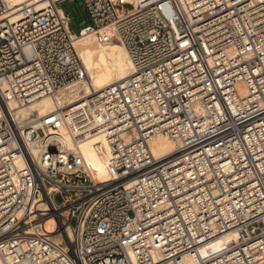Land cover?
Segmentation results:
<instances>
[{
  "label": "built area",
  "instance_id": "built-area-1",
  "mask_svg": "<svg viewBox=\"0 0 264 264\" xmlns=\"http://www.w3.org/2000/svg\"><path fill=\"white\" fill-rule=\"evenodd\" d=\"M66 1L13 21L0 0L3 264H264V0H80L77 35L132 66L99 92ZM96 135L108 182L77 154ZM159 135L176 150L156 157Z\"/></svg>",
  "mask_w": 264,
  "mask_h": 264
},
{
  "label": "bare ground",
  "instance_id": "bare-ground-1",
  "mask_svg": "<svg viewBox=\"0 0 264 264\" xmlns=\"http://www.w3.org/2000/svg\"><path fill=\"white\" fill-rule=\"evenodd\" d=\"M53 1L56 0H5L12 11L11 18L13 21L22 20L23 11L37 14L52 4ZM73 46L88 73V84L85 91L99 92L132 74V66L127 52L118 43H100L93 35L83 31L80 35L73 37ZM77 94L78 91L76 90L71 93V96L74 98ZM70 99L69 95H64L61 102H67ZM51 109L52 103L48 98H44L33 104L28 111L35 117L34 112L42 116ZM61 142L70 146L66 137L62 138ZM150 146L156 157L169 155L176 150L175 144L161 135L153 138ZM77 154L83 158L85 168L95 182L109 181L107 172L109 150L102 136L96 135L82 140L78 146ZM238 243L239 239L236 235H229L212 242L209 247L214 252L223 245L232 246ZM0 264H3L1 258Z\"/></svg>",
  "mask_w": 264,
  "mask_h": 264
},
{
  "label": "rangeland",
  "instance_id": "rangeland-1",
  "mask_svg": "<svg viewBox=\"0 0 264 264\" xmlns=\"http://www.w3.org/2000/svg\"><path fill=\"white\" fill-rule=\"evenodd\" d=\"M46 1H49V0H46ZM58 7L62 9L63 11L68 12L71 15L70 29L73 34L77 35L78 32L88 22V19L86 17V14L84 12V9H83V6L80 0H74L73 2L66 1L63 4H58ZM125 7L129 8V6H125ZM53 200L56 203V205L60 204L61 202L59 197H55Z\"/></svg>",
  "mask_w": 264,
  "mask_h": 264
}]
</instances>
